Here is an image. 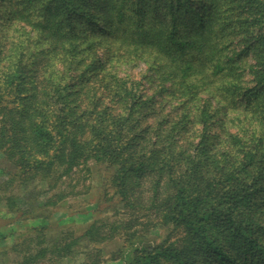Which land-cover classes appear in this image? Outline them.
<instances>
[{
    "label": "trees",
    "instance_id": "16d2710c",
    "mask_svg": "<svg viewBox=\"0 0 264 264\" xmlns=\"http://www.w3.org/2000/svg\"><path fill=\"white\" fill-rule=\"evenodd\" d=\"M35 1H22L19 7L14 0H0V20L25 22L37 10ZM41 1L37 10L41 29H53L55 35L49 37L57 55L69 42L68 60L57 61L62 59L64 74L75 79L73 88L81 87L67 92V107L60 101L62 95L49 92L58 93L61 84L52 74L47 78L49 89L40 88L32 102H20L19 85L11 101H2L0 96V115L5 116L0 125V152L14 168L9 172L12 178L4 183L9 187L17 179L28 186V180L38 175L52 178L54 172L58 178L67 177L87 159L103 158L118 167L113 180L126 218L118 223L96 221L83 236L49 247H41L40 241L33 251L36 254L27 261L47 253L67 256L81 239L95 243L118 233L131 240L149 229L142 218L155 217L157 223L151 227L167 225L168 235L126 264H264V0H137L138 15L132 19L127 18L130 14L124 19L125 6H115L111 0H82L84 7L92 3L84 13L76 11L77 0ZM59 10L66 11L60 15ZM95 20L100 21L94 26L98 32L115 36L120 45L131 44L167 61L160 70L179 83L172 89L159 87L158 94L183 90L185 112L177 113L176 108L157 112L148 123H141V129L133 127L140 130L131 142L123 139L134 114L151 107L155 96L143 98L141 80L103 78L99 75L103 63L96 58L87 63L77 59L84 51L73 40H81L84 24L91 26ZM110 26L117 28L118 36ZM5 43L3 35L0 56ZM15 45L21 51L6 56L17 63L9 60L7 69L12 72L3 74L7 87L20 78L12 76L22 68L24 49L20 42ZM246 49L253 56L248 67L251 86L235 80L239 56ZM82 95L87 107L76 111L70 106ZM106 98L115 106L114 112L110 104L103 106ZM225 111L232 116L227 117ZM247 115L252 127L245 121ZM212 126L223 129L210 135ZM152 137L155 143L148 147ZM55 186L50 182L25 198L8 193L2 197L7 207L18 206L24 217L29 211L21 208L29 198L38 204L44 195L43 206L61 201L59 190L61 196L51 197L58 194Z\"/></svg>",
    "mask_w": 264,
    "mask_h": 264
},
{
    "label": "rangeland",
    "instance_id": "374dc122",
    "mask_svg": "<svg viewBox=\"0 0 264 264\" xmlns=\"http://www.w3.org/2000/svg\"><path fill=\"white\" fill-rule=\"evenodd\" d=\"M14 1L19 3V7H21V2L26 0ZM136 1L111 0L115 6H125L124 19L129 17L132 19L138 15L137 8L134 6ZM35 2H37L36 9L38 10L44 1L37 0ZM91 5L92 3L89 4L90 7H84L82 0H77L76 11L84 13L90 10ZM105 6L107 10V5ZM37 10H33V14L27 16L25 22L18 23L17 19H15L5 23L3 20H0V43L1 36L4 35L6 39L5 52L0 56L1 100L11 101L15 95L14 89L19 85L17 96L20 102H32L33 96L40 88L41 90L49 89L47 78L52 74L51 76L57 80L59 79L61 84L58 93L49 92L51 95H62L60 101L67 107L69 105L66 98L67 92L80 90L81 87V85H77L76 89L73 88L76 84L75 79L72 77L69 79L68 74H64L66 66L62 64V59L61 62L57 61L58 58L62 57L68 60V54L65 49L69 50L70 47H67L69 42L66 41L65 49L62 48L59 52L60 55H57V49L54 48L55 45L54 43L52 44V40L49 37L55 35V33L53 29H41L40 23L42 18L38 16ZM53 11L55 9H52V13ZM64 11L66 10H59L58 14L63 15ZM91 13H96V11L92 10ZM227 13L229 12L227 11ZM115 14L116 12L112 11L111 17L113 19L116 17ZM127 14L130 15L127 16ZM233 15L230 14L228 16L232 17ZM99 24V20H95L91 26L84 24V27L80 30H84L81 32L83 38L77 41L73 40L76 44H80V47L77 49L84 51L79 52L77 59H83L87 63L96 58V60H100L103 63L99 71V75H104L103 78L106 79L113 76L116 78L128 77L141 80L144 84L141 89L143 98L155 96L153 97L155 102L151 107L139 111L137 115L136 113L134 114V120L130 122L131 128H126L123 139L131 142L135 135H139L141 123L142 125L148 123L157 112L163 114L173 108H176L174 110L177 113L185 112L186 108L183 107L185 106L183 98L185 95L183 93L185 92L183 90L177 89L173 93L161 92V94H158L159 87L164 86L172 89L173 84L179 83L177 79L169 77V73H166V70H160L159 67L163 66L164 62L167 64V61L163 62L157 55L150 54L148 51L134 49L131 44L122 42V45H120L119 40L115 36L109 33H99L98 29L94 27ZM110 27L114 30L113 34L118 33L117 28ZM16 42L22 43L21 49H24L22 68H19L15 72V75L12 76L20 78L7 87L3 84V74H11L12 70L7 69L9 60H14L13 63H16V60L14 57L7 60L6 56L14 52L20 53L21 50L19 48L16 50ZM233 45L234 43H228L229 47ZM243 51V54L239 56L241 59L240 67L237 69L239 77L235 80H241L251 86L252 84L249 80L252 76L248 67L253 62V56L251 50L246 49ZM71 67L73 66L71 65ZM46 70L48 71L47 73ZM74 72L78 73L79 71L76 68ZM56 75L59 77L57 78ZM65 81L69 82L70 86L68 85L64 90V87H66ZM35 84V89H33L32 87ZM202 96L204 98L207 97V95ZM79 97L80 99L70 106L76 111L82 110L85 106L87 107V101H83L85 96ZM11 104L7 103L8 106H11ZM107 104H110L109 98H106L103 106ZM109 106L113 108L111 112H114L115 106L112 104ZM19 107L20 104L18 105ZM141 109L142 107L138 110ZM2 113L5 114L4 112ZM225 115L230 117L232 113L225 111ZM243 117L244 115L241 116V118ZM4 119L5 116L0 115V125H2ZM245 121H250V127H252L253 120L248 115ZM108 122L109 120H106L103 124L106 128ZM136 125H140V129H134L133 127ZM222 129L223 127L217 128L216 126H212L208 129V133L210 135H218ZM151 140L153 142L149 143L148 147L154 145L156 138L152 137ZM13 170L14 168L11 163L0 152V264H21L24 260L26 261L25 264H126L135 255L156 247L169 233V226L167 225L159 223L155 228L151 227L157 223V218L149 214L150 217H153L150 221L146 217L142 218V223H147L149 229L141 231L131 240L125 239L118 233L112 239L95 243H91L87 239H81L79 243L72 247L73 252L67 256L65 252L59 253L60 255L58 256L47 253L46 257H39L34 262H29L27 261V257L36 254L33 251L40 241H42L41 247H49L52 244L62 243L63 240L66 241L73 237L79 238L83 236L96 221L118 223L126 218L123 202L117 194L113 180L118 167L115 164H110L103 158H89L78 167H75L73 173L67 177L58 178V172H54L52 178H43L42 175H38L33 181L28 180V186H25V184L20 183L16 179V181L11 183L12 186L8 187L4 182L12 178L9 172ZM50 182L56 185L54 191L58 193L51 194L52 199H57L58 196L56 195L61 196L62 193V200L55 205L43 206L44 195L38 198L40 199L38 204L37 199L29 198V202L21 208L29 211V214L24 217H20L21 212H19L18 206L10 207L8 205L7 207L6 197H2L5 193H8V195L14 196H17L16 194L23 195L25 198L28 192L36 193L40 188L48 186ZM27 251H30V253H25Z\"/></svg>",
    "mask_w": 264,
    "mask_h": 264
}]
</instances>
